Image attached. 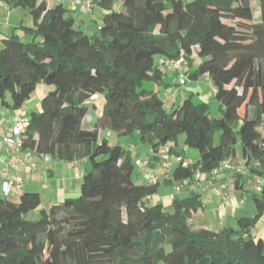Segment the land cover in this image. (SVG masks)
I'll list each match as a JSON object with an SVG mask.
<instances>
[{
  "label": "trees",
  "instance_id": "obj_1",
  "mask_svg": "<svg viewBox=\"0 0 264 264\" xmlns=\"http://www.w3.org/2000/svg\"><path fill=\"white\" fill-rule=\"evenodd\" d=\"M1 1L28 9L34 26L25 29L26 40L12 34L1 41L0 106L19 110L37 86L48 87L27 116L22 150L55 161L86 159L88 167L77 197L34 218L37 192L14 201L0 191V264H264V240L253 234L264 213V0H99L105 14L93 36L75 27L62 5ZM178 59L184 83L210 80L216 116L190 96L166 113L157 91L143 88L162 84L161 66ZM97 95L101 112L84 128L95 111L86 102ZM101 131L148 143V165L162 162L158 153L167 150L178 159L171 177L179 184L208 175L240 147L247 175L262 179L252 193L256 214L235 227L194 229L201 186L183 199L174 190L167 212L149 201L159 183L136 184L134 162L122 146L99 141ZM181 134L196 159L178 149Z\"/></svg>",
  "mask_w": 264,
  "mask_h": 264
},
{
  "label": "crops",
  "instance_id": "obj_2",
  "mask_svg": "<svg viewBox=\"0 0 264 264\" xmlns=\"http://www.w3.org/2000/svg\"><path fill=\"white\" fill-rule=\"evenodd\" d=\"M40 1H44L48 8L62 5L67 11V15L72 18L74 26L87 36H93L97 33L96 29L100 28L102 24L101 21L105 14L104 10L96 4V0H84L85 2L91 1L93 3L91 9L86 13H81L73 0ZM33 26V19L28 9L21 7L9 9L7 4L0 0V48L1 41L12 34H16L19 38H23L24 40L28 39L29 36L25 33V29H31ZM193 82L192 85L196 87L197 80ZM47 91L48 87L42 84L37 86L35 93L27 103H24L22 107L16 111L10 109H6L5 111V109L0 106V144L3 129L6 125H10L12 117L16 114L27 117L30 111H37V109L40 108V101ZM196 93L199 94V91ZM191 94L193 95L194 92H191ZM100 112L101 110L98 111L95 105V111L87 117L89 125L94 123ZM263 127L264 126L260 128V131H263ZM106 136H109V134ZM140 150L147 153V155L149 154L148 152L152 153L151 149L148 151L146 145L140 144L138 137H131L130 140H128V149L126 153L132 162L137 160V155ZM238 153H241V151L238 152L236 149L235 157L226 160V162L230 165H239ZM159 154L160 153H158V155ZM0 159L3 161H12L15 167L14 169L11 168V174L24 180V186L20 193L23 191L37 192L40 195V199L44 194L48 203L55 204L63 202L66 198H75L79 195L82 176L85 169L88 167L86 159H79L73 162L55 160L45 161L41 156L24 151L11 156L5 151V148H0ZM31 164H34L35 168H32ZM2 169L3 167L0 163V173ZM147 171L152 173L160 181L155 195L152 196L149 201L154 203L159 202L163 205L165 199L168 198L171 204L174 194L172 191L177 187L179 182L172 179L171 171L164 169L162 163L158 160L152 161V163L150 162ZM133 178H136L135 180L138 181L139 179L144 181L142 172L139 169H137V173ZM236 181L240 182L238 189L236 188ZM214 185L221 189L222 193L226 196V201L223 203L222 207H220V197L214 194L206 180L201 181L199 186H201L200 189H202V192H199V195L200 193H207V190H209V194H213L216 199L212 204L203 206V211L197 215L199 217L196 222L195 216L191 218L194 229L206 228L215 230L218 227V223H226L229 226L235 227L237 219L252 217L256 214L253 201H250L246 196L248 193L252 199V193L255 192V187L262 185V179L248 175L240 177V175H236L234 171L225 169L220 171L216 176ZM187 190V188L183 187L181 191L176 194V197L180 199L185 198L189 194ZM19 195L20 194L11 197L12 200L16 201ZM253 234L256 239L264 240V213L258 219Z\"/></svg>",
  "mask_w": 264,
  "mask_h": 264
},
{
  "label": "rangeland",
  "instance_id": "obj_3",
  "mask_svg": "<svg viewBox=\"0 0 264 264\" xmlns=\"http://www.w3.org/2000/svg\"><path fill=\"white\" fill-rule=\"evenodd\" d=\"M252 3H255V0H252ZM254 9H255V14H254V21L255 22H259L260 21V10L258 8V6L256 7V5H254ZM103 20V19H102ZM102 22V21H101ZM99 29V28H98ZM98 29L97 32H98ZM195 62L198 63V60L195 59ZM161 69L163 71L164 74V82L162 84H160L159 86H156L154 83L152 82H144L143 88L147 89V90H156L158 97L162 100L163 102V109L165 110L166 113H171L177 106H180L186 97L191 98L192 103L194 105H198V104H202V103H206L208 104L210 107V116L214 117L217 114V103L216 101L212 98L213 96V88H212V84L210 82V80L206 77L203 76L201 77L199 80H197V84L196 87H194L192 84L194 83L193 81H187L184 85L181 86H177V84L179 83V78L181 77L180 74H176L175 70H168L166 68L165 65L161 66ZM197 91H199V94L196 93ZM191 92H194V94L192 95ZM27 103V102H25ZM86 103H94V105H96L97 110H101L103 104H104V99L102 98V96H95L92 97L90 100H88ZM6 111V108H4ZM39 110V109H37ZM83 127L84 128H90V126L87 124V121H84L83 123ZM101 134H99V141L106 139L108 144L110 146H114V145H120L123 147L124 150L128 149V140H130L131 136H125V137H119L117 136L115 133L112 132H108V131H104V132H100ZM107 134H109V136H106ZM219 141V133H216L215 135V145L218 144ZM140 144H144L146 145L148 151H150L151 147L148 143L146 142H142L140 141ZM175 143H171L170 145H174ZM177 145H178V149L183 150L185 156L187 157V159H196L198 154L194 149L191 148H186L184 145V135L181 134L178 136L177 138ZM237 151L240 152V147L237 148ZM149 154L147 155V153H144L142 150L139 151L138 155H137V160H140L141 162H145L149 156L152 154L150 152H148ZM238 164L239 166H244V160L242 159L241 153H238ZM244 168L245 173H247V170ZM137 169L138 168H134V175H136L137 173ZM136 178H134V182L136 184H146L145 181H142L139 179L135 180ZM177 186H180V188L182 189L181 185L178 184ZM208 189V188H207ZM202 189L198 190V194ZM174 192V190L172 191ZM209 190H207V193H200L199 198L202 199L201 203L203 206H205L206 204H212L213 202H215V197L213 196V194H209ZM78 196V195H77ZM249 198V200L251 201V197L250 194L247 193V196ZM219 200V198H218ZM219 202V201H218ZM154 203V202H152ZM51 204H55V203H48L47 199L45 198L44 194L41 197V204L40 206L34 211L31 212L29 214V218H34L35 216H37L38 211L42 208H49L50 206H52ZM164 209L167 212H173V207L172 204H170L168 198L165 199V202L163 204ZM199 216H195V222L198 219ZM229 225H227L226 223L223 224H219L218 223V227L215 230H221L224 227H228Z\"/></svg>",
  "mask_w": 264,
  "mask_h": 264
},
{
  "label": "built area",
  "instance_id": "obj_4",
  "mask_svg": "<svg viewBox=\"0 0 264 264\" xmlns=\"http://www.w3.org/2000/svg\"><path fill=\"white\" fill-rule=\"evenodd\" d=\"M75 5H77L79 11L81 13L88 12L92 7V2L84 0H73ZM99 1V0H96ZM167 68L170 70H176L178 72L182 71V59L178 60H169L166 64ZM180 83L183 85L185 84L184 81H186V78L181 75ZM27 122L26 116H21L19 114H16L12 117L10 125H6L3 129V133L1 136V144L0 148H5V151L9 155L22 153V136L25 129V124ZM161 158V163L164 169L167 171H171L172 166L175 164V162H178V159L173 158L172 156H169L167 154V150H163L159 154ZM45 161H49V157H43ZM192 161H185L184 166L187 164H190ZM0 163L2 164V171L0 173L1 183H0V191L1 194L4 197L11 198L14 195L20 194L21 190L24 186V180L20 177H17L15 175H12L10 170L11 168L14 169V164L12 161H3L0 159ZM135 166L142 172V176L146 184L153 185L156 183H159V179L155 177L152 173L147 171L148 168V162L147 160L145 162H141L140 160L134 161ZM32 168H35L34 164H31ZM225 169H230L234 171L236 175H247L245 173L244 168L239 165H230L228 162L224 161L219 164V166L214 169L211 173L208 175L205 174H196L193 179L191 180H184L181 182V187H185L188 190L194 191L195 188L198 186V184L206 180L208 182L209 187H211L214 194L218 197H220V207H222L223 203L226 201V196L222 193L221 189L219 187H216L214 185V180L216 179V176L219 174L220 171H223ZM204 177V178H203ZM175 193H179L181 191L180 186L175 187ZM255 191H260V186L255 187ZM173 198V197H172Z\"/></svg>",
  "mask_w": 264,
  "mask_h": 264
}]
</instances>
